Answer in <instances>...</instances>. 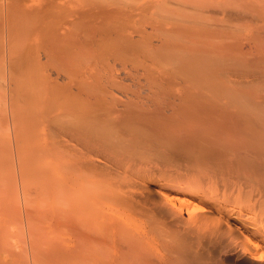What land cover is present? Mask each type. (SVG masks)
Returning a JSON list of instances; mask_svg holds the SVG:
<instances>
[{"label": "bare ground", "instance_id": "6f19581e", "mask_svg": "<svg viewBox=\"0 0 264 264\" xmlns=\"http://www.w3.org/2000/svg\"><path fill=\"white\" fill-rule=\"evenodd\" d=\"M0 40L8 124L54 182L31 264H264V0H6Z\"/></svg>", "mask_w": 264, "mask_h": 264}, {"label": "rangeland", "instance_id": "374dc122", "mask_svg": "<svg viewBox=\"0 0 264 264\" xmlns=\"http://www.w3.org/2000/svg\"><path fill=\"white\" fill-rule=\"evenodd\" d=\"M5 2H6V0H1L0 1V4H5ZM4 42H2L1 40H0V58L2 59V56H1V54H2V52H1V49H2V44H3ZM0 59V60H1ZM5 63V62H4ZM0 126H1V129H0V170H1V168H2V171H0V176L2 177L3 175L2 174H5L6 175V178H5V175H4V177L3 178H5L4 180L3 179H1V177H0V190L1 191H3L4 192V194H2L1 193V191H0V193L2 194V197H1V195H0V232H2L3 230H2V228L1 227H3V228H5L4 229V231L2 232V233H6L7 235H9L10 237L8 238V241L11 243H13L12 245H14L13 247V249H11L12 248V246H11V248L9 247H7L8 245L6 244V248L10 251V249H11V251L12 250H14V252H17V253H19V250H20V255H22L23 254V261H24V264L26 263L27 264V262H30V263H28V264H31V257H30V249H31V245L30 244H28L27 243V233H29V230L31 229V228H36L37 230V232H39V231H42V230H40L41 228L39 227V226H35V227H31L30 226V229L29 230H27L28 229V224H29V220L28 219H30V215H28L29 214V212H31V210H34V208H35V211L33 212H31L30 214L32 215H36L37 214V211H39V209H43V210H52V208H53V198L51 199V196H52V193H53V188H54V182H53V180L51 179V175H52V173H51V168H49L48 166H44V165H41L40 163H41V160H42V154L40 155V156H34V153L31 151V153H30V151H29V149L27 150V149H25V148H23V149H21L20 148V146H19V144L18 143H20V141H21V138L17 135V134H14V132L13 131H11V128H10V126L11 125H9V124H11V121H12V114L13 113H11L10 115H9V110H11L10 109V107H12L13 105L11 104V102H9L8 101V97H6L5 96V92H6V83H7V80H8V77H7V74H8V71H7V69L6 68H2V62L0 63ZM7 78V79H6ZM19 78V77H18ZM16 79L14 82H15V85L13 84V86L15 87V88H18V86H19V84H22L21 83V81L20 80H22L23 81V75H20V78L19 79ZM17 80L19 81V82H17ZM5 81V82H4ZM4 94V95H3ZM2 95H3V97H2ZM7 95V94H6ZM8 96V95H7ZM5 97V98H4ZM4 100H5V102H4ZM2 102H3V104H2ZM8 103V104H7ZM9 104L10 105H12V106H9ZM14 108V107H13ZM5 110V111H4ZM27 110V111H26ZM25 110V112H28L29 113V116H30V110H28V109H26ZM13 111V110H12ZM24 112V113H25ZM4 113H5V115H4ZM2 114H3V116H2ZM25 115H27V114H25ZM9 116H11L10 117V120H9ZM28 117V116H27ZM14 119V118H13ZM9 123V124H8ZM8 125H9V127H8ZM6 127H8V128H10V130H8ZM20 138L19 140H18V142H16L15 143V139H17V138ZM11 145V146H10ZM20 145H21V143H20ZM10 146V147H9ZM19 147V148H18ZM10 148V149H9ZM17 148H18V151L20 150V152H21V154H20V152H18V154H20V155H22V151L21 150H27V152L26 153H23V154H25V155H23V156H26L30 161H31V159H34V157H36V159L37 160H40L39 161V164H38V161L37 160H35L34 159V161L37 163V165L38 166H36V168L38 167V168H40L41 169V172L39 173V171H40V169H38V171H37V175H38V177H37V175H36V172H34V169L30 172V168H31V165L29 166V167H27L28 169H26V170H28V172L25 170V168H26V166H27V164H25L26 162H27V158H20V156H18L17 155V153H16V150H17ZM11 150V151H10ZM30 154V155H29ZM10 156L12 157V158H10ZM21 159V160H23V162H25L24 160H26V162L24 163V165L22 164L23 162L22 161H19L20 159L18 158V157ZM38 157V158H37ZM19 160H18V159ZM4 159V160H3ZM9 159H11V161L9 160ZM13 159V160H12ZM6 160H8V162L6 161ZM28 160V161H29ZM21 162L20 163V165H19V162ZM29 161V162H30ZM33 162V161H32ZM31 162V163H32ZM35 162H33V164L35 163ZM21 164H22V166H21ZM26 165V166H25ZM36 165V164H35ZM5 166V167H4ZM24 166H25V168H24ZM40 166V167H39ZM4 167V168H3ZM7 167V172L6 173H4L6 170H5V168ZM22 167H23V169H22ZM35 167V166H34ZM36 168H35V171H36ZM10 169V170H9ZM32 169V168H31ZM42 169H43V171H42ZM13 170V171H12ZM25 170V171H24ZM4 171V172H3ZM21 171H22V176H24V178L25 177H27V176H30V177H28L29 178V180L30 181H28V178H26V180L28 181H24L23 183L26 185L27 184V186H28V188L25 186L24 187V189L25 188H27L28 189V191H23V188H22V184H21V179L20 178H22L23 179V177L20 175V173H21ZM33 172V173H32ZM26 174L27 176H25L24 174ZM29 173V174H28ZM39 173V174H38ZM12 174V175H11ZM7 176L9 177V178H7ZM21 176V177H20ZM41 176L43 177V178H41ZM44 176L46 177V178H44ZM49 177V178H48ZM37 179H38V183H37ZM40 179H44L45 180V182H43L42 183V180H40ZM50 179V180H49ZM48 181V182H47ZM1 182H2V184H1ZM41 182V183H40ZM39 183L40 184H42V185H39ZM44 183H45V185H49V186H46L45 188H46V190H48V188H49V192L47 193V194H49V196L47 195V194H45V195H47V197H49V201H47L46 203L48 204V202H49V204H48V206H47V204H45V206H42V205H44V204H42L41 205V207L42 208H39V205L41 204V201H40V199H42V198H39V196L41 195V193L43 192L42 190H41V188L43 187V190H44ZM49 183V184H48ZM3 184H4V186H3ZM6 184V185H5ZM7 185H9L8 187H7ZM41 186V187H40ZM3 187V188H2ZM48 187V188H47ZM39 188H40V190L42 191V192H40V190H39ZM26 189V190H27ZM27 192L26 194L27 195H24L23 194V192ZM45 191V190H44ZM40 192V193H39ZM31 193V194H30ZM44 193V192H43ZM46 193V192H45ZM23 195H24V198H23ZM29 196V197H28ZM24 199V200H23ZM38 199H39V201H40V203H39V201H38ZM23 200V201H22ZM28 200V201H27ZM35 200V201H34ZM20 201V202H19ZM34 201V202H33ZM42 201H44V199H42ZM46 201V200H45ZM33 203V204H32ZM36 203V205L35 206H33L34 204ZM5 205V206H4ZM32 206L34 207V208H32ZM3 207V208H2ZM29 216V217H28ZM26 219V220H25ZM26 221H28V222H26ZM28 223V224H27ZM32 223V222H31ZM21 225V226H20ZM23 225V226H22ZM25 226H26V228H25ZM22 227V228H21ZM18 228V229H17ZM24 228V229H23ZM40 228V229H39ZM20 229H22L21 230V232H23L24 234H23V236L25 237V244L24 245H30L29 246V248L27 247H24V249H25V251L28 249V251H27V253H28V255L27 256H29V258H25V256H26V254L27 253H23L21 250L23 249V246L21 247L20 245H23V243L24 242H21L22 244H20L19 245V243H20V241H22V240H20L19 241V239L20 238H18L17 236H21L22 237V233L21 232H19L20 231ZM37 232H36V234H37ZM33 234H34V232H32ZM42 235H44L43 237H44V239H47L46 241L48 242H44V244H43V242L41 243V247H39L38 248V252H39V254L40 255H49V254H51L52 253V249H53V238H52V234L50 233L49 235H47V234H42ZM40 233H38L37 234V236H35L36 237V240H40L41 239V241L42 240H44V239H42V238H40L39 239V237H41L42 236ZM41 241H39V242H41ZM45 241V240H44ZM49 242H50V244H49ZM8 243V242H7ZM14 243H16V244H14ZM27 243V244H26ZM46 244H47V246H46ZM49 244V245H48ZM21 247V249L19 248V246ZM10 246V245H9ZM15 247H18V248H16V250H15ZM42 247H44V249L42 248ZM24 249H23V251H24ZM43 249V250H42ZM8 250H7V252L6 251H4V254H8ZM45 250H46V254H44V252H45ZM44 251V252H43ZM25 255V256H24ZM26 256V257H27ZM8 260H9V258H8ZM27 261V262H26ZM8 264H10V262L8 263Z\"/></svg>", "mask_w": 264, "mask_h": 264}]
</instances>
